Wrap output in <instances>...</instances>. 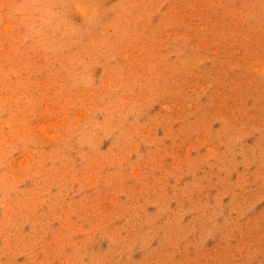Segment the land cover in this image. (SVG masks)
<instances>
[{
	"label": "rangeland",
	"instance_id": "rangeland-1",
	"mask_svg": "<svg viewBox=\"0 0 264 264\" xmlns=\"http://www.w3.org/2000/svg\"><path fill=\"white\" fill-rule=\"evenodd\" d=\"M0 264H264V0H0Z\"/></svg>",
	"mask_w": 264,
	"mask_h": 264
}]
</instances>
